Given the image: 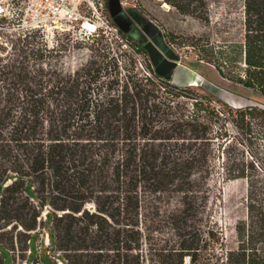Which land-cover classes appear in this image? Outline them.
I'll use <instances>...</instances> for the list:
<instances>
[{
  "label": "trees",
  "instance_id": "trees-1",
  "mask_svg": "<svg viewBox=\"0 0 264 264\" xmlns=\"http://www.w3.org/2000/svg\"><path fill=\"white\" fill-rule=\"evenodd\" d=\"M163 1L193 17L208 14V0ZM240 4L239 38L227 29L219 44L191 35L196 58L188 65L204 61L264 97V0ZM117 36L143 55L146 74L132 70V54L124 73L95 60L71 71L29 64L44 53L24 47L26 35L14 41V57L0 54V264L3 251L29 248L43 210L49 251L63 264H264V176L241 148L264 140V109L173 84L137 41L119 28ZM215 159L224 180H246L247 220L234 224L245 238L235 246H225L209 214L204 228L196 224ZM173 197L165 213L173 236L144 248L152 217Z\"/></svg>",
  "mask_w": 264,
  "mask_h": 264
},
{
  "label": "rangeland",
  "instance_id": "rangeland-1",
  "mask_svg": "<svg viewBox=\"0 0 264 264\" xmlns=\"http://www.w3.org/2000/svg\"><path fill=\"white\" fill-rule=\"evenodd\" d=\"M164 2L163 0H121L123 5L138 8L159 25L163 33L168 35V39L172 43L170 46L177 52L178 63L188 64L196 58V54L189 46L191 35L198 36L200 43L208 40L213 44H219L221 36L226 34L224 30L227 29L229 38H239L240 0H208L207 13L209 15L207 14L203 18L180 13L167 2H165L167 6L163 5ZM105 13L110 20L106 5ZM111 24L116 27L112 22ZM17 26L16 21L0 20V54L5 55L12 51H18V46L21 44H14L16 38L26 35L22 42L28 43L24 47L37 48L44 53L42 59H32L29 64H38L42 60L41 62H48L61 70L71 71L89 60H95L96 64L107 66V71L110 72L113 63L116 62L117 67L112 72L118 69L120 73H124L131 67V64L128 63V55L132 54L134 58L132 70L138 74L147 73L143 55L135 52L113 31L103 32L100 30L79 37L75 31L63 29L64 25H61L62 29H59L51 22H45L40 28L32 29ZM22 32L24 34H21ZM179 41L182 43L177 44ZM11 53L8 54V57L15 56L14 53ZM196 69L200 75L193 71L192 73L198 78L199 91L209 94L213 98L222 99L234 107L254 105L264 109L263 96H258L240 86L229 84L220 78L212 65L201 61ZM241 148L245 162L249 160L253 162L254 174L264 176V140L257 138L252 142L246 141ZM213 164L215 167L207 179L208 197L202 200L205 206L203 212L198 214L201 220L196 224L204 228L203 216L209 214L215 227L221 230L225 246L242 244L245 234H237L234 224L238 220H247L246 180L244 178L224 180L218 173L220 163L215 159ZM173 204H175V197L166 203L161 202L162 210L152 217L151 222L147 220L142 225L144 228L150 222V227L154 228L149 238L144 242V248L151 247L153 250L160 246L164 237L173 236L172 229L165 222L166 210L171 209ZM44 213L43 210L41 214L43 223L37 228L36 233H30L29 248L20 251L15 245L13 249H8L9 253L3 251L5 264H26L24 258L27 257H29L27 264H34L32 259L34 257L37 264H63L58 258L52 257L53 250L49 251V234L52 230L50 222L45 221ZM215 246L219 250V244ZM20 254H23L24 258H21ZM183 261L187 262V256H184Z\"/></svg>",
  "mask_w": 264,
  "mask_h": 264
},
{
  "label": "built area",
  "instance_id": "built-area-1",
  "mask_svg": "<svg viewBox=\"0 0 264 264\" xmlns=\"http://www.w3.org/2000/svg\"><path fill=\"white\" fill-rule=\"evenodd\" d=\"M13 20L17 27L40 28L45 22L75 31L79 37L97 31L117 34L105 13V0H0V20ZM20 25V26H19Z\"/></svg>",
  "mask_w": 264,
  "mask_h": 264
},
{
  "label": "crops",
  "instance_id": "crops-1",
  "mask_svg": "<svg viewBox=\"0 0 264 264\" xmlns=\"http://www.w3.org/2000/svg\"><path fill=\"white\" fill-rule=\"evenodd\" d=\"M106 9L116 28L146 50L156 74L170 77V81L176 85L198 86V78L192 73L193 71L198 75V70L183 62L178 63L177 52L165 41L164 33L156 22L138 8L123 5L121 0H106Z\"/></svg>",
  "mask_w": 264,
  "mask_h": 264
},
{
  "label": "bare ground",
  "instance_id": "bare-ground-1",
  "mask_svg": "<svg viewBox=\"0 0 264 264\" xmlns=\"http://www.w3.org/2000/svg\"><path fill=\"white\" fill-rule=\"evenodd\" d=\"M163 5L167 6V4L164 2Z\"/></svg>",
  "mask_w": 264,
  "mask_h": 264
}]
</instances>
